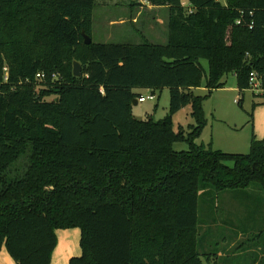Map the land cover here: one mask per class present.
Returning <instances> with one entry per match:
<instances>
[{
    "label": "trees",
    "instance_id": "16d2710c",
    "mask_svg": "<svg viewBox=\"0 0 264 264\" xmlns=\"http://www.w3.org/2000/svg\"><path fill=\"white\" fill-rule=\"evenodd\" d=\"M145 1L168 8L164 43L94 42L95 0H0V250L16 264H50L56 231L74 228L67 264H204L200 194L264 193V139L247 153L196 142L228 74L240 93L264 77V0ZM164 88V118L133 117L137 89ZM187 105L194 123L174 130Z\"/></svg>",
    "mask_w": 264,
    "mask_h": 264
},
{
    "label": "rangeland",
    "instance_id": "374dc122",
    "mask_svg": "<svg viewBox=\"0 0 264 264\" xmlns=\"http://www.w3.org/2000/svg\"><path fill=\"white\" fill-rule=\"evenodd\" d=\"M182 3H186L185 0H182ZM131 16H137V21L133 28L130 24ZM168 16L167 7L157 6V8H154V6L145 0H95L92 40L101 43L131 42L135 44L142 41L143 35L151 42L164 43ZM109 20H116V23L109 25ZM119 21L123 22L118 23ZM201 62L204 68L207 69V62L205 60ZM235 85V76L228 74L225 89L212 91L211 95L204 100L203 109L206 125L199 138L196 139V142L198 140L199 143L207 145L208 142L210 143L212 141V147L216 149L220 148L219 150L224 152L247 153L249 151L247 139L251 135L253 121L249 122L248 113L251 112L252 105L255 103L256 106L252 116L254 119L255 113L257 114V111L264 108V103H259V100L263 99V97L256 95L249 89L240 93L235 90ZM231 87L233 90L230 89ZM199 88L194 90L195 94L203 95L206 93L205 89L202 90ZM136 92L145 97L150 94L147 89H137ZM158 95L159 98H157ZM155 96L156 98L154 100H145L144 102H138L136 105H132L133 117L141 120L148 117H152L154 120L164 118L168 112L169 91L164 88L160 93L155 92ZM235 98H242V102L239 104L234 103L233 100ZM190 112V105L179 110L173 117L174 130H177L179 127L188 130V126L194 123ZM231 139L234 141L232 144L229 143ZM186 148L187 145L184 143L174 144V149L177 151ZM248 189L246 191L250 192L246 193L249 194H244L245 192H242L244 190H227L221 192L216 197L213 191H209L205 194L203 202V196L200 194L199 222L201 223L202 221V208L208 206L212 210V217L210 216L212 222L208 223V225L204 224L205 227L203 229L200 228V231L204 235L206 229L209 230L210 227L215 230L213 231L214 233L211 230L206 232L208 236L204 240L205 244H199L200 250L207 253V255L212 254L209 261L203 260L204 264L213 262L216 264H252L253 261L257 260L256 253L258 254L259 252L260 254L262 252V250L260 251V246L264 242V239H255L252 241L250 239L256 233L264 230V224H261L258 216L251 218V220H249V217H252L253 213L257 212V208L253 209L252 204H250L253 202V194H263V192L254 186ZM223 193L225 196H223ZM229 195L234 196L229 197ZM226 212L239 213L241 215L238 217L240 221L237 223L231 220L226 221L227 217H230ZM74 229L78 231V228ZM61 231H69V229ZM239 234V239H236ZM78 241V236L76 239H72V243L75 245H78ZM1 253H4L10 258L4 248L0 250ZM54 260L55 264H58L56 262V256ZM4 264L6 263L4 262Z\"/></svg>",
    "mask_w": 264,
    "mask_h": 264
},
{
    "label": "crops",
    "instance_id": "0c3cea01",
    "mask_svg": "<svg viewBox=\"0 0 264 264\" xmlns=\"http://www.w3.org/2000/svg\"><path fill=\"white\" fill-rule=\"evenodd\" d=\"M154 8H157V6H154ZM115 21L116 20H109V25L116 23ZM136 21H137V16H134V17L131 16L130 17V24L132 25V28L135 25ZM120 22H123V21H119L118 23H120ZM199 89H202L203 90L205 88L204 87H201ZM220 89H225V87L220 88ZM230 89L233 90L232 87ZM235 90H237L239 92L237 86H236V89ZM242 98H240V99L239 98H235V99H239V102H242ZM263 101L264 100L261 99V100H259V103L262 104ZM239 102L237 104H239ZM252 116H253V111H252ZM251 122L253 123V125L251 127V131H252L251 132V135L247 139L248 146H250V140H251L252 136H255L258 139H264V108L263 109H260L259 111H257V114L255 113V117H254V119L252 117ZM232 140L233 139H231L229 143L232 144L234 142ZM197 143H199L198 140H197ZM208 144H211V146H213L212 145V141L210 143L208 142ZM212 148L214 150H219L220 149V148L219 149H216L214 147H212ZM227 153H231V152H227ZM232 153H237V152H232ZM247 190H249V189H247ZM242 192H245L244 194H249V193H246V192H250V191L244 190ZM259 194H261V195H259ZM259 194H255V193L253 194V197H254L253 198V202H251L250 204H252V208L253 209L257 208V212H254L253 215H252V217L251 216L249 217V220H251V218H254V217L258 216V218L261 220V224H264V195H263L264 193L263 194L262 193H259ZM223 196H225L224 193H223ZM230 196H234V195H229V197ZM204 208H206V209H204ZM204 208H202V211H201V214H203V216L201 217V219L203 221V222L201 221V225H200L201 229H203L205 227L204 224L208 225V223L212 222V219L210 220V216L212 217V214H211L212 210L210 208H208V206H206ZM247 210H249V209L247 208ZM226 213H227V215H230V217H227V220L226 221H230L231 220L234 223H237V222L240 221V218H238V217L241 216V215H239V213H236V212H231V213L226 212ZM209 230H211L212 233H214L213 231H215L212 227H210ZM209 230L206 229V231L204 232V235L201 232V234L203 235V237H205V236L207 237L208 236V235H206V232H208ZM60 231L61 230H57L56 231L57 244L55 246V249L53 250V253H52V256H51V263L50 264H55V260H54L55 259V256H56V262L58 264H67L68 263V260H69V258H70L71 255H77L78 253L80 254V251H81L80 245H79V241H78V245H75L74 243H72V239H74V238L76 239L77 236H78V239H79V237H80L79 230L77 231V229H69V231H61V232ZM239 236H240V234L237 235L236 239H239ZM60 240H61V243H60ZM8 258L9 257H7L4 253H1L0 254V263L1 264H4V262H5L6 264H16L13 259H11V258L8 259Z\"/></svg>",
    "mask_w": 264,
    "mask_h": 264
},
{
    "label": "built area",
    "instance_id": "2783aa9c",
    "mask_svg": "<svg viewBox=\"0 0 264 264\" xmlns=\"http://www.w3.org/2000/svg\"><path fill=\"white\" fill-rule=\"evenodd\" d=\"M219 1V0H216ZM236 23H240V20H237ZM39 76V74H38ZM7 77L5 76V79ZM264 77L260 74H258L255 71H252L249 73V79H248V88L249 90H251L253 93H255L256 95H264ZM156 98L155 94L150 93L149 95L142 96L140 95L137 98L138 102H144L145 100H154ZM235 103L239 102V99H235L234 100Z\"/></svg>",
    "mask_w": 264,
    "mask_h": 264
},
{
    "label": "water",
    "instance_id": "95a60500",
    "mask_svg": "<svg viewBox=\"0 0 264 264\" xmlns=\"http://www.w3.org/2000/svg\"><path fill=\"white\" fill-rule=\"evenodd\" d=\"M82 36H83V39H84V43L85 44H89L91 43V37H89L87 34H85L84 32H82ZM72 73L74 76L78 77L81 75V65L79 64V62L77 61H73V66H72ZM137 99H134L133 100V105H136L137 104Z\"/></svg>",
    "mask_w": 264,
    "mask_h": 264
}]
</instances>
